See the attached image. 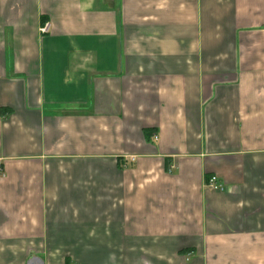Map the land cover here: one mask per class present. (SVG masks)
I'll use <instances>...</instances> for the list:
<instances>
[{
	"label": "crops",
	"instance_id": "obj_1",
	"mask_svg": "<svg viewBox=\"0 0 264 264\" xmlns=\"http://www.w3.org/2000/svg\"><path fill=\"white\" fill-rule=\"evenodd\" d=\"M0 167V264H264V0H0Z\"/></svg>",
	"mask_w": 264,
	"mask_h": 264
},
{
	"label": "built area",
	"instance_id": "obj_2",
	"mask_svg": "<svg viewBox=\"0 0 264 264\" xmlns=\"http://www.w3.org/2000/svg\"><path fill=\"white\" fill-rule=\"evenodd\" d=\"M48 28H49V27H48V24L45 25L44 27H42V28L40 29V33H42V34L47 33ZM0 171H1V167H0ZM208 187L211 188V189H214V190H223V187H222L220 184H218L217 179L214 178V177L211 178V179L208 181Z\"/></svg>",
	"mask_w": 264,
	"mask_h": 264
},
{
	"label": "water",
	"instance_id": "obj_3",
	"mask_svg": "<svg viewBox=\"0 0 264 264\" xmlns=\"http://www.w3.org/2000/svg\"><path fill=\"white\" fill-rule=\"evenodd\" d=\"M26 264H44V263L40 258L32 257L26 262Z\"/></svg>",
	"mask_w": 264,
	"mask_h": 264
}]
</instances>
